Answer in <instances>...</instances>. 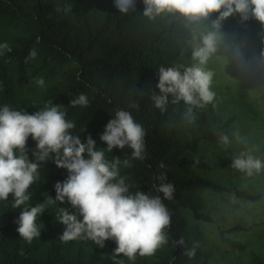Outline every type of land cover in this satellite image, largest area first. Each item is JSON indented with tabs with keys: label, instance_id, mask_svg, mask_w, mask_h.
<instances>
[{
	"label": "trees",
	"instance_id": "obj_1",
	"mask_svg": "<svg viewBox=\"0 0 264 264\" xmlns=\"http://www.w3.org/2000/svg\"><path fill=\"white\" fill-rule=\"evenodd\" d=\"M143 10L142 0H136V10L127 15L119 13L114 0H0V45L7 43L11 48L10 52L0 48V108L8 105L33 114L51 101L61 106L67 120L75 123L71 134L80 136L82 141L90 135L98 149L107 147L100 135L115 111H129L146 131L144 159H133L128 148L106 151V159H121L120 177L132 194L142 191L162 197L156 191L161 183L157 177L162 172L166 175L163 182L174 186L173 199L163 201L171 214L170 227L164 230L167 243L153 256L137 255L132 264H208L202 250L205 234L192 228L188 217L205 222H213V218L200 211L195 191L230 193L255 202L261 196L224 186L206 176L213 167L201 147L217 133L216 129H201L188 123L180 114L179 103H170L164 113L155 108L150 94H159L157 69L182 64L190 48V33L186 21L181 24L162 16L148 20L142 15ZM219 30L234 32L229 26H220ZM32 50L37 52L36 58L25 63ZM249 66L252 76L260 80L258 71ZM40 78L45 82L43 86L36 83ZM81 93L88 97V106H69L70 100ZM132 103L139 108L131 107ZM26 147L33 160L36 145L31 137ZM125 159L129 161L127 166ZM161 162L164 168L159 167ZM48 172V192L55 199L54 185L63 182L68 173L57 168L52 159L41 163L38 169L42 178ZM36 185L37 180L28 192L30 207L39 202ZM12 202L11 195L7 202L0 201V264L120 261L112 255L114 241L104 250L83 238L79 240L85 250L80 246L72 251L75 241L65 247L59 239L58 225L47 214L36 220L41 236L25 241L16 231L20 211L12 207ZM55 205L58 213L61 207L71 212L67 202ZM181 237L184 245L179 246L175 241ZM221 240L235 250L246 249L245 244L228 238L224 232ZM194 247L195 255L189 258L185 253Z\"/></svg>",
	"mask_w": 264,
	"mask_h": 264
},
{
	"label": "clouds",
	"instance_id": "obj_2",
	"mask_svg": "<svg viewBox=\"0 0 264 264\" xmlns=\"http://www.w3.org/2000/svg\"><path fill=\"white\" fill-rule=\"evenodd\" d=\"M142 15L154 20L163 15L178 14L187 24L199 23L218 14L213 27L219 28L221 22L230 17L239 16L241 22L250 18L264 27V0H142ZM114 7L121 15L136 10V0H114ZM70 10V9H65ZM59 11V9H58ZM217 32L193 34L191 46L193 63L160 66L156 87L159 94L152 92L150 99L161 113L167 106L183 102L186 106L185 119L195 122L194 109L205 108L213 104L215 92L212 90L214 72L206 69L210 57L217 51ZM0 48L11 51L7 43ZM37 52L30 51L25 63L35 59ZM44 85L43 78L36 80ZM141 95H143L141 93ZM171 97V99H169ZM88 97L81 93L70 100L69 106L87 107ZM139 108L137 103L130 105ZM75 123L66 119V112L61 106L48 104L33 114L13 110L8 105L0 108V201L7 202L12 196V207L22 209L15 223L19 237L31 242L40 237L41 232L36 220L48 205L67 202L75 211L70 213L60 208L56 221L64 226L59 236L63 242L88 239L100 248L105 241L116 244L113 258L123 256L135 260L136 256L150 257L167 243L165 229L170 227L171 214L164 200L173 199L174 186L164 183L165 173L157 177L161 183L156 191L162 194L151 195L142 191L130 193L125 179L120 177L121 159H106L105 152L114 149H131L133 159H144L146 131L136 123L129 111L117 109L114 117L107 123L100 140L107 145L98 149L95 140L89 135L85 141L80 136L72 135ZM85 131V129L83 130ZM35 142L32 150L33 160L29 159L27 141ZM233 140L237 144L247 145V137L239 131L220 133L218 143L227 148ZM87 157V158H85ZM52 159L59 169L68 173L63 182L54 185L55 199L46 195L43 203L33 207H21L30 200L28 194L38 178L40 164ZM124 165L129 161L125 159ZM164 168L163 162L159 165ZM230 167L247 176L264 171V156H258L251 149L233 154ZM119 177V178H118ZM184 245L181 237L175 241ZM189 258L195 255V247L185 253ZM118 264H124L123 260Z\"/></svg>",
	"mask_w": 264,
	"mask_h": 264
},
{
	"label": "rangeland",
	"instance_id": "obj_3",
	"mask_svg": "<svg viewBox=\"0 0 264 264\" xmlns=\"http://www.w3.org/2000/svg\"><path fill=\"white\" fill-rule=\"evenodd\" d=\"M218 14L195 24H186L190 39L187 43V56L182 65L190 66L193 61V34L217 32V51L210 57L206 69L214 72L212 90L215 92L213 104L205 108L194 109L196 127L216 129L217 133L202 143L201 151L213 170L205 173L211 180L227 187H237L252 195H259L257 202L238 198L230 193H215L209 190H197L200 211L213 218V222L194 220L188 217L191 227L202 230L205 240L202 243L203 257L208 264H264V171L247 176L230 167L233 154L251 149L255 155L264 156V27L256 20L241 22L239 16L230 17L220 26H229L234 32L214 28ZM163 18L174 19L185 24L184 18L175 15H163ZM245 53L248 55L246 57ZM258 71L260 80L254 78L250 66ZM185 118L186 106L183 102L177 106ZM239 131L247 137V145L237 144L233 140L227 148L218 143L220 133ZM42 178L38 174L36 193L38 203H43L49 195L50 173ZM21 207H30L26 202ZM22 209H19L21 212ZM71 209V212H74ZM59 227V236L64 226L56 221L58 211L55 203L48 205L46 211ZM39 217V216H38ZM225 233L230 239L246 245L243 251L235 250L221 240ZM76 248L82 246L79 239ZM65 247L69 242H63ZM112 242L105 241L103 250ZM84 248V247H83ZM85 250V248H84ZM124 264H132L122 255L118 257Z\"/></svg>",
	"mask_w": 264,
	"mask_h": 264
}]
</instances>
